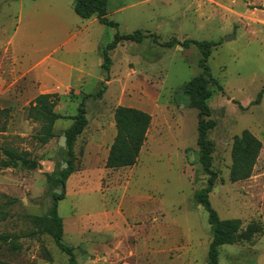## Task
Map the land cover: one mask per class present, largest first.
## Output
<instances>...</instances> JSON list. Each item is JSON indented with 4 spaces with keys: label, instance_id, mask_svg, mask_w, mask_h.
Segmentation results:
<instances>
[{
    "label": "rangeland",
    "instance_id": "1",
    "mask_svg": "<svg viewBox=\"0 0 264 264\" xmlns=\"http://www.w3.org/2000/svg\"><path fill=\"white\" fill-rule=\"evenodd\" d=\"M106 12L117 28L95 17L78 18L70 0H0V70L3 77L24 76L10 94H21L18 103L0 108V147L27 153L37 164L0 169V205L3 197L18 200L0 232L32 230L27 216H46L59 190L62 240L77 264H205L212 228L196 200L208 179L197 162V111L174 99L175 91L202 73L199 50L180 44L204 41L213 44L207 66L220 86L210 87L208 103L216 124L208 136L216 174L208 200L220 220L240 221L243 232L256 229L250 241L221 247L218 264H264V94L254 104L264 89V0H108ZM136 31L148 37L111 52L105 93L88 98L105 76L102 50L116 33ZM172 40L179 44L163 47ZM41 91L58 95L55 113L65 118L54 124L46 145L34 139L40 125L26 119ZM82 103L87 126L73 143L74 173L60 189L70 157L59 142ZM117 107L143 111L151 124L136 164L108 170ZM244 131L261 150L250 178L232 182L231 147ZM19 243L21 252L5 253L4 260L67 264L48 235Z\"/></svg>",
    "mask_w": 264,
    "mask_h": 264
},
{
    "label": "trees",
    "instance_id": "2",
    "mask_svg": "<svg viewBox=\"0 0 264 264\" xmlns=\"http://www.w3.org/2000/svg\"><path fill=\"white\" fill-rule=\"evenodd\" d=\"M70 1L72 2L73 12L78 18L89 20L95 17L101 25L109 28H117V25L108 21L106 17L108 0ZM147 37L141 31H136L131 35L115 34L112 42L102 50L101 69L105 73V76L100 84L101 88L94 96H87L88 98L100 99L105 93V83L109 81L107 73L112 66L110 58L111 52L123 42L140 44ZM178 44L176 40H172L165 43L163 47L171 49ZM180 46L185 49L189 46H194L199 50L201 55L198 66L202 70V73L190 80L184 87L175 91L174 99L177 104L197 111L196 145L199 150L197 162L208 179L205 188L197 193L196 200L207 212L208 223L212 228V240L208 247L205 264H218L219 249L221 247L250 241L256 229L249 227L243 232L240 221L220 220L217 213L210 206L208 195L214 187L216 174L212 171L214 144L209 140L208 136L216 124L210 119L211 111L208 103L212 97L210 87L215 86L220 89L216 80L211 77L207 66V60L210 57L213 44L204 41L187 40L182 42ZM263 94L264 89L257 95L254 102L255 105L261 102ZM58 103L59 97L57 94H43L38 95L28 105L26 119L40 125V129L34 137L35 141L40 145H46L53 138L54 124L58 120L65 119L55 113V108ZM69 119L73 121V124L64 132V136L66 138V150L70 159L65 163L66 167L61 172L57 182L62 186H64L70 175L74 173L73 143L87 126L83 103L78 107L76 115ZM114 124L116 135L108 151L105 169L120 170L131 168L136 164L146 140L151 124V117L138 109L117 107L114 111ZM260 150L261 144L248 131H244L241 135L234 137L231 147L232 167L230 170V180L232 182L244 181L250 178ZM0 154L4 157V160H0V169H13L19 164L27 166L30 169L37 168V164L27 158V153H19L4 146L0 147ZM52 198L54 202L46 216H27L32 230L19 234L0 232V264H15L3 259V257H6L5 253L8 255H16L22 250V246L19 243L21 239L35 238L41 235H48L52 239L57 249L67 257V264H77L74 250L66 246L62 240L63 224L56 212L57 202L62 200V195L53 194ZM3 199L4 202L0 205V226L10 218L9 208L18 203L16 199L7 197H3Z\"/></svg>",
    "mask_w": 264,
    "mask_h": 264
},
{
    "label": "crops",
    "instance_id": "3",
    "mask_svg": "<svg viewBox=\"0 0 264 264\" xmlns=\"http://www.w3.org/2000/svg\"><path fill=\"white\" fill-rule=\"evenodd\" d=\"M10 52L11 51H7V56L9 57V59H11L12 62L17 63L16 56L14 54H11ZM63 66L66 67V68L68 67L67 63H64ZM12 67H13V65H12ZM69 68H71V67H69ZM15 73L16 72H13V73H11V75L9 73H7L6 75L4 74L5 77H3L2 71L0 70V108L1 109L7 108V106H9L10 103L11 104H17L18 103L17 99L20 98L19 97V95H21L20 93H18V98H16L17 96L12 95V97H11V95H10L11 92H12V94H14L15 89H16L15 86L17 84H19V82H21L24 79L23 75L19 76L17 78L14 75ZM102 80H103V78H102ZM43 94H56V93L42 92L41 91L40 93H37V95H35L34 99L38 95H43Z\"/></svg>",
    "mask_w": 264,
    "mask_h": 264
},
{
    "label": "water",
    "instance_id": "4",
    "mask_svg": "<svg viewBox=\"0 0 264 264\" xmlns=\"http://www.w3.org/2000/svg\"><path fill=\"white\" fill-rule=\"evenodd\" d=\"M233 39H234V35L225 37L223 41H224V42H229V41H231V40H233ZM65 142H66V138H65V136H63V137L61 138L60 142H59V145H60V146H65V145H66ZM64 167H66V164H64L63 168H64ZM59 188L61 189V188H62V185H60ZM60 193H61V192H60L59 190L54 191V194H56V195H60ZM53 202H54V199L52 198V199L50 200V208L52 207Z\"/></svg>",
    "mask_w": 264,
    "mask_h": 264
}]
</instances>
